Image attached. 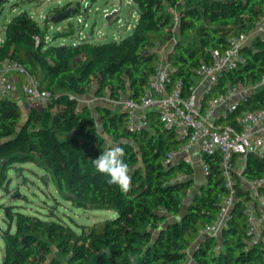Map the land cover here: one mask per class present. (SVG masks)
I'll return each mask as SVG.
<instances>
[{
	"label": "trees",
	"instance_id": "1",
	"mask_svg": "<svg viewBox=\"0 0 264 264\" xmlns=\"http://www.w3.org/2000/svg\"><path fill=\"white\" fill-rule=\"evenodd\" d=\"M6 1L0 0V6ZM131 1L138 19L119 40L55 45L44 40L47 26L27 12L5 26L0 62L17 61L35 74L50 99L29 108L25 119L15 97L0 100V189H7V172L15 163L32 162L46 175L42 179L50 178L57 193L74 206L111 210L115 216L77 231L62 220L10 206L5 212L8 227L1 230L0 264H62L55 253L65 256L67 264H264V244L249 245L247 240L243 206L252 200L247 189L238 186L232 218L219 237L200 234L225 192L219 154L207 157L205 183L183 210L194 169L183 159L165 164L181 141L161 124L157 112H148L146 126L131 131L122 106L96 105L112 145L99 133L89 107L79 103L92 87L95 95L111 100H139L159 59L158 48L166 45L171 46L167 55L172 81L182 80L188 93L195 70L211 62L214 49L228 47L229 34L247 33L264 19V0ZM72 30L54 39L69 37ZM241 52L246 62L225 72L212 94L232 83H257L264 76V37L257 36ZM263 97L264 87L255 90L237 113L261 108ZM113 146L124 149L123 160L130 168L127 193L109 185V177L93 164ZM243 175L250 180L264 176V158L249 155ZM259 191L264 194V187Z\"/></svg>",
	"mask_w": 264,
	"mask_h": 264
},
{
	"label": "built area",
	"instance_id": "2",
	"mask_svg": "<svg viewBox=\"0 0 264 264\" xmlns=\"http://www.w3.org/2000/svg\"><path fill=\"white\" fill-rule=\"evenodd\" d=\"M260 22L247 33L229 34L228 47L223 51L214 49L211 62L202 63L195 70V83L188 93L184 91L182 80L172 81L170 64L162 56L156 62L139 100H115L124 107L129 130L138 131L145 127V115L155 110L161 124L181 141L176 150L169 152L165 164L181 156L186 164L199 165L206 176L210 170L207 157L219 154L225 192L220 197L212 222L207 223L200 234L221 235L232 218L239 186L249 190L252 197L243 206L249 245L264 244V194L259 191L260 187H264V176L250 180L243 175L249 155L264 158V97L261 108L241 113L237 111L242 100L264 87V76L254 84L232 83L224 90L212 93L225 72L235 70L246 62L241 50L257 36L264 37V21ZM35 40L37 43L38 38L35 37ZM11 73L23 76L21 91L29 108H39L48 103L50 92L40 87L35 74L14 60L4 61L0 68V100L15 97ZM228 117H231L232 122H218ZM192 147L194 151H191Z\"/></svg>",
	"mask_w": 264,
	"mask_h": 264
},
{
	"label": "rangeland",
	"instance_id": "3",
	"mask_svg": "<svg viewBox=\"0 0 264 264\" xmlns=\"http://www.w3.org/2000/svg\"><path fill=\"white\" fill-rule=\"evenodd\" d=\"M69 8L72 11L68 18L57 22L51 21L52 16ZM115 10L118 14L112 17L111 24H109L105 15ZM21 12L29 13L40 26H47L44 40L55 45H75L85 39L94 43L119 40L130 33L137 17L136 6L131 0H7L0 6V38L4 37L6 24ZM45 21L46 23H44ZM71 28L73 29L71 36L54 39L61 32H69ZM170 48V45H166L158 50L161 49L159 53L165 55ZM79 103L89 107L95 117L97 129L105 138L106 143L115 145V142L103 131L95 110L96 104H110L106 97H96L94 87H92L85 95L79 97ZM21 109L23 111L22 118H24V107ZM14 166L15 168L7 172L10 178L7 189H0V262L4 255L1 230L8 227L5 212L10 206H15L14 210L25 213L62 220L77 231L81 225H89L98 219L115 216L111 210H83L74 206L71 201L62 198L57 193L50 178L42 179L46 175L32 162L15 163ZM192 167L194 169L192 188L195 185L193 189L198 191L199 187L205 183V176L199 165ZM191 193L190 191V197ZM188 202L189 199L184 201V208ZM13 228L14 225L11 229ZM55 255L62 264H67L65 256L59 253H55Z\"/></svg>",
	"mask_w": 264,
	"mask_h": 264
},
{
	"label": "clouds",
	"instance_id": "4",
	"mask_svg": "<svg viewBox=\"0 0 264 264\" xmlns=\"http://www.w3.org/2000/svg\"><path fill=\"white\" fill-rule=\"evenodd\" d=\"M124 149L119 146H113L100 154L93 160L97 172L109 177V185H117L123 193L130 190L131 175L130 168L124 162Z\"/></svg>",
	"mask_w": 264,
	"mask_h": 264
},
{
	"label": "crops",
	"instance_id": "5",
	"mask_svg": "<svg viewBox=\"0 0 264 264\" xmlns=\"http://www.w3.org/2000/svg\"><path fill=\"white\" fill-rule=\"evenodd\" d=\"M117 14H118V12H117ZM137 19H138V13H137V17L135 18V22L137 21ZM135 24V23H134ZM134 26V25H133ZM132 26V27H133ZM131 27V28H132ZM0 41H2V38H0ZM159 50H161V49H159ZM159 50H158V54H159V58H162V56H163V58H165V60L166 59H168V57H167V53L165 54V55H161L160 53H159ZM3 63H4V61L3 62H0V68L2 67V65H3ZM10 77H11V80L13 81V83H14V87H15V98H16V100H17V102L19 103V105H20V108H23L24 107V118L23 119H25L26 117H27V114H28V112H29V106H28V104H27V99H26V97H25V95L23 94V92L21 91V84L23 83V76L22 75H20V74H14V73H11L10 74ZM96 97H97V95H95ZM105 97H106V100L108 101V102H110V104H106V103H101V104H99V105H103V104H105V105H109V106H122V108L124 109V107H123V105L122 104H118V103H116L115 102V100H111L110 98H109V96L108 95H105ZM127 97L126 96H123L121 99H120V101H123V100H125ZM96 105H98V104H96ZM21 111H22V109H21ZM151 111H155V110H151ZM23 112V111H22ZM150 112V111H149ZM156 112V111H155ZM194 147H192L191 148V151H194ZM195 186V185H194ZM194 186H193V188H194ZM192 188V190L193 191H191L192 193H191V196L195 193V191H194V189ZM200 188V187H199ZM189 203V202H188ZM188 203L186 204V206L188 205ZM185 210V209H184Z\"/></svg>",
	"mask_w": 264,
	"mask_h": 264
},
{
	"label": "water",
	"instance_id": "6",
	"mask_svg": "<svg viewBox=\"0 0 264 264\" xmlns=\"http://www.w3.org/2000/svg\"><path fill=\"white\" fill-rule=\"evenodd\" d=\"M71 11L72 10L69 8V9H67V10H65V11H63V12H61L59 14H56V15H54V16L51 17V21L52 22H57V21H61V20L65 19V18H68L70 16V12ZM116 14H117V11L115 10V11H113V12L108 13V14L105 15L106 16V20L108 21L109 24H111V19ZM179 159H181V156H179L177 158V160H179ZM190 180H193V178H190ZM190 191H192V188L190 189ZM67 196H69V197L71 196L72 198H74V195L73 194H70V193H67ZM189 197H190V192H189ZM191 197L190 198H187V199H189V201H190ZM187 199H185L184 201H186ZM184 205L185 204H183V210L187 208V206L184 208Z\"/></svg>",
	"mask_w": 264,
	"mask_h": 264
}]
</instances>
